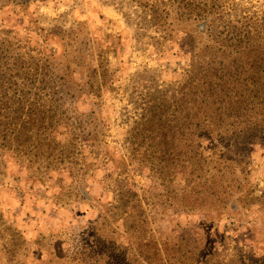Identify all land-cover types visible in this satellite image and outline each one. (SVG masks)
<instances>
[{
    "label": "rangeland",
    "instance_id": "obj_1",
    "mask_svg": "<svg viewBox=\"0 0 264 264\" xmlns=\"http://www.w3.org/2000/svg\"><path fill=\"white\" fill-rule=\"evenodd\" d=\"M215 3L214 36L249 28L264 48V0H0V94L17 90L10 78L63 92L61 141L77 147L61 165L0 147V264H264V138L245 151L227 140L225 171L204 188L220 197L201 200L188 131L176 134L193 65L216 60L201 45ZM226 193L230 207L207 210Z\"/></svg>",
    "mask_w": 264,
    "mask_h": 264
},
{
    "label": "trees",
    "instance_id": "obj_2",
    "mask_svg": "<svg viewBox=\"0 0 264 264\" xmlns=\"http://www.w3.org/2000/svg\"><path fill=\"white\" fill-rule=\"evenodd\" d=\"M215 5L216 10L211 9L201 16L202 22L208 23L207 33L203 35L204 40L201 45L217 52L213 57L216 60L205 63L197 73L193 65L190 83L191 106H187L186 117L181 115L182 123L179 124L181 127L176 132L179 135L184 127L188 131V138L184 141L190 144L193 159H195L194 174L198 172L201 175L205 173L211 175L203 178L201 175L196 177L190 199L194 196L195 199L202 200L206 193L211 198L220 197L216 189L213 193H208L204 188L210 183L216 184L219 174L225 171L227 164L223 161V157L227 156L225 150L229 149L226 145L227 140L233 141L238 150L245 151L243 144L248 140L264 138V54L257 55L264 52V48H260L254 42L252 44V32L249 28H246L245 34L242 35L241 32L231 31L239 29L229 26L223 34L219 35H225V37L214 36L213 26L224 18V15L218 11L216 3ZM256 32L259 35V31L256 30ZM226 51H230L234 57L239 56L249 60L245 62L235 58L226 61L223 58ZM252 52L253 58L249 57ZM246 53L248 55H245ZM90 78L87 85L91 91L97 87L90 95L98 98L101 93L100 85L106 83V77L99 78L95 74V77ZM61 80L66 82L65 77L59 80L50 79L49 82H61ZM27 82L28 87L29 82L32 88L35 87L34 77L28 76ZM8 83L12 87H17V90L13 91L12 95L9 90L0 94V147H3L4 152L15 151L29 158L46 157L49 160L53 159V162L59 165L66 162L62 159V155L68 154L70 163H74V158L75 161L77 158V147L75 151L67 150L65 148L67 141H61L60 128L69 120L66 111H63L61 107L64 93L47 91V89L27 91L21 89L22 86L14 82L12 78L8 80ZM180 108L182 106L178 109ZM15 125H18L17 130H8ZM90 139L92 138L88 140ZM206 144L209 145L211 156H206L208 151L204 148ZM230 167L235 169L233 164ZM197 168L201 169L197 171ZM214 172L217 173V177L214 176ZM226 195L229 197L225 198L226 202L222 201V205L219 206L210 205V209L207 210L230 207L229 200L234 196H229L227 193ZM191 207L204 210L208 206L204 203H193Z\"/></svg>",
    "mask_w": 264,
    "mask_h": 264
}]
</instances>
